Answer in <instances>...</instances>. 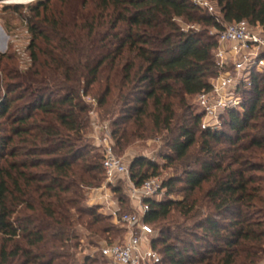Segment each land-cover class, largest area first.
<instances>
[{
	"label": "trees",
	"instance_id": "obj_1",
	"mask_svg": "<svg viewBox=\"0 0 264 264\" xmlns=\"http://www.w3.org/2000/svg\"><path fill=\"white\" fill-rule=\"evenodd\" d=\"M214 5L216 15L191 0L4 9L19 14L31 43L26 70L16 54H0V264H99L77 258L80 230L98 249L96 240L126 234L87 204L106 179L89 139V97L110 121L118 154L149 132L168 149L160 159L175 173L146 216L159 231L160 264H264V72L236 88L241 107L225 111L216 129L203 130L204 114L191 105L220 74L212 31L242 21L264 28V0ZM158 169L136 158L131 179L140 188ZM122 190L113 188L117 197Z\"/></svg>",
	"mask_w": 264,
	"mask_h": 264
},
{
	"label": "built area",
	"instance_id": "obj_2",
	"mask_svg": "<svg viewBox=\"0 0 264 264\" xmlns=\"http://www.w3.org/2000/svg\"><path fill=\"white\" fill-rule=\"evenodd\" d=\"M191 1L199 9L216 15V7L210 0ZM212 34L218 38L215 58L220 74L211 91L198 96L205 117L203 130L219 127L221 115L228 109H240L241 99L236 88L241 84L250 87L248 75L252 71L264 72V28L242 21L224 25L223 30H214ZM99 143L106 179L100 189L90 193H99L97 204L126 230L123 241L106 244L100 249L101 256L111 264H160L162 257L152 248L155 232L146 222V216L151 209L148 201H160L165 197L164 181L159 177L151 178L140 188L136 187L131 179L130 164L115 154L112 140L106 137L99 139ZM120 182L133 203L132 210H126L113 192Z\"/></svg>",
	"mask_w": 264,
	"mask_h": 264
},
{
	"label": "rangeland",
	"instance_id": "obj_3",
	"mask_svg": "<svg viewBox=\"0 0 264 264\" xmlns=\"http://www.w3.org/2000/svg\"><path fill=\"white\" fill-rule=\"evenodd\" d=\"M9 0H0V54L13 53L16 54L18 59V64L21 70H26L30 64V53L29 46L31 43V36L28 33L26 24L21 20L19 14L14 13L13 11L3 12L5 8H12L15 6H21V4L9 3ZM39 1V0H37ZM37 1L29 4L22 5V13H26V7L32 4H35ZM213 4L216 0H210ZM226 25V24H224ZM263 73V72H262ZM198 98H195L191 101V105H194L196 111L202 112V109L199 106ZM87 102L93 105V110L90 113L92 130L90 131L89 139L92 144H95L97 153L103 155L102 146H100L99 139L109 137L115 147V141L112 137V129L110 121L105 118H102V112L96 108V105L92 101L91 97L87 98ZM95 127H98V130H95ZM99 132V133H97ZM152 132H149L145 135L144 139L136 140L133 142L132 146L123 151L122 154H118L114 148V152L117 156L122 158L127 164H131L136 158H146L152 161H155L159 165L158 177L161 178L164 182L171 178L174 175V170L171 168H163V161L160 159V154L162 152H168V149L165 146V142L159 135H152ZM151 136V137H150ZM122 183V182H121ZM118 183V184H121ZM117 184V185H118ZM123 193L118 195L119 199L126 204L127 201L124 198L123 194L125 189L122 190ZM180 196L172 195V199H180ZM93 203L90 199V192L87 194V204L90 206H99L98 204ZM98 203V202H96ZM103 212V210H102ZM104 213V212H103ZM106 214V213H105ZM107 215V214H106ZM112 224L121 229V225L115 223L112 220ZM155 232V237L158 236L159 231L153 226ZM81 238L82 247L74 251L77 253V258L82 261L86 257L97 258L99 259V264H111L106 259L101 258L100 249L105 246L107 243L105 239L96 240V244L99 245V249L96 247H91L88 244L87 236L88 232L83 229L79 232ZM125 235L121 234L118 238L114 240L113 243L121 242L124 239Z\"/></svg>",
	"mask_w": 264,
	"mask_h": 264
},
{
	"label": "crops",
	"instance_id": "obj_4",
	"mask_svg": "<svg viewBox=\"0 0 264 264\" xmlns=\"http://www.w3.org/2000/svg\"><path fill=\"white\" fill-rule=\"evenodd\" d=\"M100 197L99 193L95 194V193H90V199L92 200L93 204H97V200ZM124 208L126 210H132L133 209V203L131 201L128 200L127 204H125Z\"/></svg>",
	"mask_w": 264,
	"mask_h": 264
},
{
	"label": "bare ground",
	"instance_id": "obj_5",
	"mask_svg": "<svg viewBox=\"0 0 264 264\" xmlns=\"http://www.w3.org/2000/svg\"><path fill=\"white\" fill-rule=\"evenodd\" d=\"M35 1H37V0H9L8 2L9 3H15V4H21V5H27V4H29V3H33V2H35Z\"/></svg>",
	"mask_w": 264,
	"mask_h": 264
},
{
	"label": "water",
	"instance_id": "obj_6",
	"mask_svg": "<svg viewBox=\"0 0 264 264\" xmlns=\"http://www.w3.org/2000/svg\"><path fill=\"white\" fill-rule=\"evenodd\" d=\"M4 1V0H3Z\"/></svg>",
	"mask_w": 264,
	"mask_h": 264
}]
</instances>
